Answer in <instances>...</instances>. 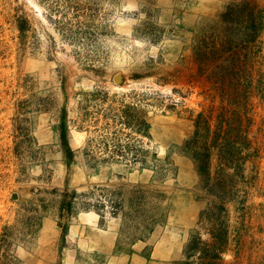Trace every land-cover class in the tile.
<instances>
[{"label": "rangeland", "instance_id": "1", "mask_svg": "<svg viewBox=\"0 0 264 264\" xmlns=\"http://www.w3.org/2000/svg\"><path fill=\"white\" fill-rule=\"evenodd\" d=\"M56 1L0 0V264H150L161 259L157 238L181 247L167 236L175 230L186 239L172 264H185L194 237L211 239L202 221L215 200L186 142L200 113L213 114L214 130L227 114L200 76L194 46L221 27L233 0H58L62 13ZM262 41L264 78V32ZM248 102L235 119L259 157L247 161L248 183L227 202L231 236L221 264H264V92ZM131 103L147 114L148 135L114 118ZM114 130L140 141L141 161L103 148L101 135ZM90 135L98 136L94 153L86 150ZM66 191L108 208L63 213ZM112 200L122 204L119 217ZM199 248L190 264H203Z\"/></svg>", "mask_w": 264, "mask_h": 264}, {"label": "trees", "instance_id": "2", "mask_svg": "<svg viewBox=\"0 0 264 264\" xmlns=\"http://www.w3.org/2000/svg\"><path fill=\"white\" fill-rule=\"evenodd\" d=\"M55 3L54 11L62 13L60 9L63 7L59 1ZM67 5L75 10L78 9V6L76 8L72 2H68ZM76 18L79 23V17ZM67 20L68 16L62 14L61 23L66 31L70 30L66 23ZM221 20L222 25L218 30L203 32L194 46V56L198 63L200 76L209 83L221 99L227 114L221 111L218 116V121L221 122L214 130L212 128L213 114L200 113L196 120L195 132L186 142L187 153L197 161L205 187L215 200L214 204L203 214L206 222L202 221L207 224L206 230L211 239L205 242L201 235L194 237L193 242L191 241L187 246L185 264H190L191 255L189 253L199 248V245H201L199 253L203 255L200 257L204 260L203 264H221L231 236L227 202L235 198L241 184L247 185L248 183L247 180L245 181L247 161L259 157V148H253L251 144L249 147L253 148V152L250 150V154L245 155L249 147L245 144L239 123L242 110L245 109V105L249 104L248 100L264 92V78L257 68V59L263 51L264 5L259 0H233L222 14ZM21 32L26 34L27 29L21 26ZM102 93L100 90L93 92V100H98ZM231 110L235 113L232 114ZM95 113L98 114V112ZM65 114L61 117L65 118ZM92 114L93 112L88 111L85 115ZM235 114H240V119H235ZM114 118L118 119L120 124L134 128L139 133L149 134L150 124L147 114L138 108L137 103L125 104L123 110L114 113ZM60 129L65 143L67 129L64 123L60 125ZM106 129L109 130L110 125ZM107 132L109 133L101 135V144L104 149L111 151L112 157L119 156L127 159L131 155L134 162L141 161L139 140H132L129 136L127 140H124L121 136L122 130ZM95 142H98V136L90 135L86 150L94 153V149L90 148L96 144ZM64 151L68 158L73 154L69 147H64ZM159 194L165 198L163 193ZM62 196L61 210L63 213L73 214L78 209L90 211L102 206L108 208L103 200H98L97 204L92 205L90 200L85 199L88 196L86 193L66 191ZM77 201L81 202V207L76 206ZM121 206L122 204H117L115 200H112L109 207L115 217L121 215L119 211Z\"/></svg>", "mask_w": 264, "mask_h": 264}, {"label": "crops", "instance_id": "3", "mask_svg": "<svg viewBox=\"0 0 264 264\" xmlns=\"http://www.w3.org/2000/svg\"><path fill=\"white\" fill-rule=\"evenodd\" d=\"M88 215V219L90 222L93 223V225H95L96 223V218L94 217L93 212H88L85 213ZM112 238L110 240H107L109 242H105V246L108 245L109 248H107L108 250L112 249L116 240V237L118 235L117 230H112L110 231ZM172 238H174V240H178L179 244L181 245V247H177L174 250H172L170 248V246L168 245H164L163 241H159V239L157 238L155 240V257H159L161 259H154L153 261H151L150 264H172V261L177 260L181 257L182 254V250H183V243L186 239V236H184V234L179 231V230H175V231H169L168 235ZM166 241V240H165Z\"/></svg>", "mask_w": 264, "mask_h": 264}, {"label": "water", "instance_id": "4", "mask_svg": "<svg viewBox=\"0 0 264 264\" xmlns=\"http://www.w3.org/2000/svg\"><path fill=\"white\" fill-rule=\"evenodd\" d=\"M118 80V79H117Z\"/></svg>", "mask_w": 264, "mask_h": 264}]
</instances>
